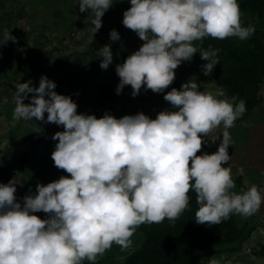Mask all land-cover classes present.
I'll return each instance as SVG.
<instances>
[{
    "label": "clouds",
    "instance_id": "clouds-1",
    "mask_svg": "<svg viewBox=\"0 0 264 264\" xmlns=\"http://www.w3.org/2000/svg\"><path fill=\"white\" fill-rule=\"evenodd\" d=\"M112 5L113 0H79L80 12L94 13L92 35ZM130 5L122 23L144 43L116 66L117 94L125 85L133 97L142 87L162 93L174 70L198 52L195 41L208 36L245 40L255 32V25L242 24L238 0H130ZM109 35L113 41L120 38L115 29ZM8 40L15 37L5 29L0 43ZM100 51V67L107 69L113 59L110 45ZM218 52L211 47L199 52L206 62L204 75L220 62ZM55 88L46 75L38 87L30 80L19 83L14 112L25 120H45L47 113L46 122L63 126L52 136L58 142L51 157L70 176L38 183L22 205L16 178L0 183V264H95L114 243L130 247L141 224L177 219L189 207L190 191L197 194L200 224H219L233 213L250 216L264 204L256 184L235 191L231 168L225 166L231 159L228 129L246 105L222 87L203 91L197 80L173 87L164 94L171 109L155 118L143 112L120 118L78 113L76 102ZM29 93L30 102L24 103ZM221 124L218 150L197 155L204 137ZM39 211L47 217L34 214ZM209 264L221 260L211 258Z\"/></svg>",
    "mask_w": 264,
    "mask_h": 264
},
{
    "label": "rangeland",
    "instance_id": "rangeland-1",
    "mask_svg": "<svg viewBox=\"0 0 264 264\" xmlns=\"http://www.w3.org/2000/svg\"><path fill=\"white\" fill-rule=\"evenodd\" d=\"M129 7L130 0H113L101 17L102 26L92 35L94 13L80 12L79 0H0V42L5 29L15 37L14 41L0 43V183L16 178L15 195L21 205L24 196L35 193L38 183L47 184L70 174L57 168L51 157L58 142L52 136L63 131V126L46 122L47 113L45 120L17 118L14 109L19 83L30 80L33 87H38L40 77L46 75L55 82L54 91L76 102L78 113L94 114L97 118L105 113L120 118L138 112L155 118L158 112L172 107L164 94L173 85L181 86L189 80H197L203 91L215 92L222 87L226 92L221 84L203 74L195 53L190 61L182 62L174 70L175 78L164 92L155 93L142 87L133 97L131 86L125 85L117 94L120 78L116 66L144 43L122 23L123 13ZM241 17L249 20L243 12ZM256 28L264 39V16ZM113 29L119 33L116 41L110 39ZM248 39L234 37L232 41L239 47ZM200 42L195 41L194 46ZM104 45H110L113 54L107 69L100 67L103 59L100 49ZM31 95L23 102L29 103ZM255 96L252 106L245 102L246 111L228 129L232 138L228 147L231 159L225 166L231 168L235 191L256 184L264 192V172L259 171L264 140L257 134V126H253L264 115V75ZM223 130L222 124L211 130L197 155L216 152ZM34 214L42 219L48 215L43 211ZM231 216L239 237L230 243L216 244L214 252L202 257L198 264H209L211 258L220 259L221 264H264V204L253 215L233 213ZM131 239L128 248L114 243L96 258L95 264H125L143 242L139 227Z\"/></svg>",
    "mask_w": 264,
    "mask_h": 264
},
{
    "label": "trees",
    "instance_id": "trees-1",
    "mask_svg": "<svg viewBox=\"0 0 264 264\" xmlns=\"http://www.w3.org/2000/svg\"><path fill=\"white\" fill-rule=\"evenodd\" d=\"M241 12L249 20L241 17L245 26L255 25V32L246 43L236 47L234 36L224 39L205 37L197 46L196 62L206 63L200 51L219 49V61L211 75L221 84L229 98L237 97L252 106L259 83L264 75V39L256 28L264 16V0H238ZM202 70V69H201ZM180 89V85H173ZM255 93V94H253ZM189 207L175 220L165 219L160 223H144L139 226L143 234L141 246L130 254L125 264H198L199 260L214 252L219 243H230L239 237L232 216L219 224H200L196 220L197 204L194 191L188 193ZM84 260L83 264H87Z\"/></svg>",
    "mask_w": 264,
    "mask_h": 264
},
{
    "label": "crops",
    "instance_id": "crops-1",
    "mask_svg": "<svg viewBox=\"0 0 264 264\" xmlns=\"http://www.w3.org/2000/svg\"><path fill=\"white\" fill-rule=\"evenodd\" d=\"M255 124H257V125H253V126H254V128L257 126L256 127L257 134H259V137L264 140V115H263V117L260 118V121L255 123ZM261 159H263V160H262V163L259 165L260 173L264 172V156Z\"/></svg>",
    "mask_w": 264,
    "mask_h": 264
}]
</instances>
